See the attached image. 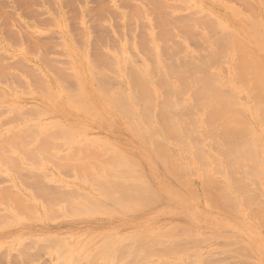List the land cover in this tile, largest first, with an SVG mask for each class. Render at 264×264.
Listing matches in <instances>:
<instances>
[{"label": "rangeland", "instance_id": "1", "mask_svg": "<svg viewBox=\"0 0 264 264\" xmlns=\"http://www.w3.org/2000/svg\"><path fill=\"white\" fill-rule=\"evenodd\" d=\"M200 1L205 10L212 11L218 17L225 19L226 25L234 22L239 24L228 14L227 16L220 5H213L211 0ZM221 1L227 5L231 4L235 10L239 9L241 14L247 15L249 18L258 17L257 15L253 17L252 9L245 7L244 0ZM157 2H160L158 3L160 6L162 3L163 6L166 5L164 13H161L164 8L158 9L160 7ZM245 4L250 7L247 1ZM157 6L158 8H156ZM188 7L189 4L185 0H0V129L11 126V123L9 122L10 125H8L5 120L6 122L14 120L18 123L21 122V119H32L31 122L45 121L47 123L50 121L49 119L54 118L53 116L49 117L47 112H54L56 116H59V113L63 111L59 105H55L56 103L44 99L46 92L41 76L53 84H59L62 81V84L59 85H65L64 87L70 91L76 90V82L72 84L73 81L71 79L69 81L68 78L69 75L71 76L72 63L79 64L80 68H84L85 71V66L81 63L85 64V60L90 59L94 68L106 71L111 63L107 54L119 52L120 45L126 42H128L126 43L128 47L124 48V51L134 59V64L136 62L138 65L143 61L150 64L151 61L152 65L153 58L149 60L152 56L146 52L149 47L146 49L147 46L144 47L145 43L143 42L144 38H148L146 33L150 32H153L158 40L160 39L159 41L155 39L158 43L161 41V44L165 45V48L160 46L161 44L159 45L162 62L168 60L167 64L173 67L174 61L175 64L177 62L179 64L180 61L181 64L174 65V67L183 66L182 64L185 65L187 60L191 64L189 61L191 56L193 59L195 57V61H199L198 66L210 70V72H200L199 74L196 71H200V66L199 69H196L198 66L196 68L194 66L193 72L187 70L192 75L194 73V77H201L200 84L203 82L204 87L207 86L204 80L207 72L211 75L219 73L225 76L229 66L226 55L222 52L214 54L211 51L214 50V47L210 48V45L218 44L215 41H220L224 35L220 34L218 29H216L218 31H215L216 33L212 31L206 33L209 25L204 22L205 20H203L204 23L201 21L202 16L206 15ZM153 8L159 10V17L163 19L160 21L162 24L157 21L159 19H155L158 13ZM249 10L251 11L248 12ZM152 12H155L154 15ZM167 14L170 16H166ZM254 14L256 13L254 12ZM256 17L255 19H257ZM193 18L196 20L191 21ZM205 18L210 20V18ZM186 20H189L187 26L190 25L191 29L185 25L186 22L182 23L184 26L181 24L177 26V22ZM175 21L177 22L175 23ZM192 22L194 23L189 24ZM204 24L207 25V28ZM213 28L211 27V30ZM155 32H158L159 35ZM148 41L149 39H147ZM162 41L166 42L162 43ZM132 43L136 44V49H133ZM138 43H140L139 47ZM245 46L243 47L245 49L241 48L244 50L241 51V55L243 58L246 56L242 61L244 65L251 59V62L262 60L261 55L255 53L253 47L251 50V46H248V48L250 47L249 51ZM80 50H82L81 53ZM247 52H249L248 55ZM146 57L149 59L147 60ZM170 59L172 60L170 61ZM194 60L192 61L195 63ZM187 65L186 63L185 68L190 69L191 65ZM58 69L63 73H56L55 71ZM1 71L4 72L1 73ZM58 73L61 75L60 77H57ZM176 73H173L172 76H178L179 80L177 81V78L171 80L179 83V86L184 81L186 85L181 84L185 87V89H181L182 96L192 100V91L195 93L194 86L192 87L189 82L192 79L189 75L180 79ZM242 76L244 74L238 76L237 79ZM248 77H245L246 81H248ZM235 80L232 83L238 86L235 87L238 91L229 92L231 89L227 88L230 86L223 85L226 90L206 88L205 96L198 97L199 93L195 94L194 96L197 98L193 96V103L197 104L195 103L197 100H199L198 102L204 100L206 108L205 106L202 108L200 104L199 106L194 105L195 108H191L193 110L189 108L192 118H187V114H189L187 110L186 115L185 111H181L182 119L184 121L189 119L186 120L188 124L186 129H191L188 133L184 131L185 137H187L186 134H192L193 129V133H197L196 136L192 135L194 138L190 136L191 139L193 138L192 141L189 136L188 140L184 138V132L177 134L180 142L174 144L175 141L170 140L172 145L179 146L176 147L178 152L182 149L178 164L187 162L185 173H181L183 170L179 171V178L181 175L184 177V180L181 178L180 182L185 181L183 183L187 185L183 184L185 187H179L182 183L179 184L178 179L177 184L175 183L178 188L176 191L180 193L177 192V194L183 198H180V201L172 199L171 203V198L168 197L167 201L163 197L162 200L166 199L167 202H162L161 199L154 200L153 206V203H149L148 198H144L149 196L146 195L147 192L141 191L144 196L138 192L132 193V190L137 191L138 188L136 187L135 190V187L130 186L131 184L130 187L128 186L131 189L130 194L125 187V192L128 194L126 197L122 193L125 188L122 189V187L128 181L129 174L124 172L126 174V179H124V169L122 171L120 168L122 172L119 169L117 173V177L121 178L119 180L117 177V179L115 178L118 168L114 169L116 171H111L117 163L116 161L119 160V156H23L21 154L23 150L20 152L22 156H0V264H264V95H262L264 93L261 91L256 93L254 90L247 92L248 90H244L240 83L243 84L246 81L240 79L241 81L238 80L240 85H238L235 84ZM110 81L113 82L110 84ZM104 82H108L111 89L119 85L116 84L117 81L109 77L95 79L90 87L91 89L103 87L106 85ZM200 84L198 86H202ZM244 85L246 86V84ZM246 87L250 89L248 85ZM227 92L232 96H229L230 94ZM221 96L224 99L220 98ZM233 96L235 97L234 101L237 99L235 102L232 101ZM228 97H232L230 104L234 103L235 105L228 104L230 102ZM253 98L259 102L256 100L254 104L255 99ZM12 101H16L20 105L18 112L13 111L9 106ZM260 106L262 109H259ZM197 107L200 109H196ZM230 112L232 113L230 114ZM175 114L179 115L178 112ZM233 114L236 116H230ZM237 114H240L241 118L238 119ZM77 116L69 118L68 121L72 122L73 119H77L85 128L88 139H98L129 149L135 148L136 141L131 139L118 121H114L113 123L116 124L115 127H112V125L114 126L112 122L108 123V120L101 119V117V120H98L99 116H93L95 118L92 115H89L90 117L81 114ZM205 120H207L206 123ZM15 122H12V125L16 124ZM181 125L178 127L179 131L184 128L183 126H186V124ZM244 132L246 134H243ZM240 135L244 137L243 144L244 147L247 144V149L243 148L241 144L243 139L240 138ZM184 143L185 145H183ZM64 147L62 146L60 150L62 155L65 154L64 151L66 152V147L63 149ZM186 147L189 152L185 150ZM233 150L236 153L231 154ZM237 153L243 157L240 155L238 157ZM245 154L246 157H244ZM200 156L206 160V163ZM234 156L235 158H233ZM18 159L23 161V164ZM239 159L240 161H238ZM199 161L202 165L204 162L206 167L201 166ZM24 164L28 168H24ZM81 166H87L89 170H85ZM170 167L172 171V166ZM101 168L106 170L102 169V171ZM94 172H96L95 175H93ZM99 173L102 175L100 176ZM119 174H123L124 177ZM177 174L175 177L178 178ZM233 176L235 180H233ZM240 177H242V182L239 181ZM101 178H105V182L110 183L111 186L110 184L105 185L104 182L102 184ZM122 179H124V184ZM113 180L121 181L122 186L117 181L115 185ZM243 182L244 185H242ZM207 185L209 186L207 187ZM117 187L119 188L116 189ZM117 191L123 195L118 197L120 193ZM131 194L138 196V200ZM140 196L142 200H140ZM211 197L212 199H210ZM112 198H115L116 202ZM91 199L92 201L96 199L95 203L97 204H94L98 205L95 207L96 212L94 206L91 207ZM150 199L151 197H149ZM144 201L148 202L144 203ZM174 201H178V203L174 204ZM117 203L120 204L117 205ZM167 206L169 208H166ZM120 207L121 209H119ZM125 207L126 210H124ZM91 209L94 210L92 211L94 214ZM107 209L114 212L110 211L112 213L110 215ZM174 209H176L175 212ZM97 212L98 215H95ZM173 227L175 234L173 231L169 233V229ZM167 230L169 231L167 232ZM172 233L174 237L170 236Z\"/></svg>", "mask_w": 264, "mask_h": 264}, {"label": "bare ground", "instance_id": "2", "mask_svg": "<svg viewBox=\"0 0 264 264\" xmlns=\"http://www.w3.org/2000/svg\"><path fill=\"white\" fill-rule=\"evenodd\" d=\"M240 1H243V0H240ZM245 1H247L249 3L250 7L248 6V4H245ZM185 2H188V4H189L188 8L196 10L197 12H200L202 14L204 13L206 15V16H202V18H201L202 22H203V20H205L204 22H207V24L209 25V26H207V25H205L206 23L204 24L205 27L206 26L209 27L208 31H210V32H208L206 29V33H211V31L214 33L216 31V29H218L219 33L224 35L225 38L222 37L223 39H220L221 42L215 41V43L217 42L218 44L212 45V46L210 45V48L214 47V50H211L212 53H214V54L218 53V52H222L223 54L226 55V57L228 59L229 66L227 69V74L225 76H223L222 74H219V73L217 75H216V73H214L212 75H211V73L208 74V72H210V70L208 71V68H204V67H201L199 65L201 67L200 68L198 66L199 61H195L194 60L195 57L193 59V57H191V56L189 59V61H191V64H190V62H188V60L186 61V63L188 65L193 66V68H191V66H190V69L188 67L185 68L186 67L185 62H184L185 65L182 64L184 67L183 66H175L174 67V65L181 64L180 61L178 64L177 60H176L177 64H175V61L173 63L170 62V63H172V65L174 64L173 67L171 65L167 64L168 60H167V62L165 61L166 63L162 62L163 60H161V58H160L161 53L159 54L160 46L164 47L165 45L163 46V44H161V41H160V43H158L155 40L157 38L155 37L153 32H150L149 34L146 33V37H148V38H144L143 42L145 43L144 47L147 46L146 49H148V47H149V50H147V51L145 49L144 50L151 54L152 57H150V59L148 57H146V59L151 60L153 58L152 59L153 60L152 65H151V61H150V64H148L144 61L138 65H136V62L134 64V59H132L131 56H128L124 51V48L128 47L127 46L128 44L126 45V43H128V42H126L125 44L120 45L121 49H118L119 52L115 51L114 53L110 52V54H107L111 60V63H109L110 65L107 68L109 71H111L110 73H112V74H110L108 70L104 71V70L99 69V68H94L93 65L90 63L91 62L90 59L89 60L86 59L85 64L81 63L85 66V71H84V68H82V69L80 68L79 64L72 63L71 68H70L71 76L69 75L71 78L69 76H68V78H69V81H70V79L73 81V82L71 81L72 84L73 83L75 84V82H76L75 87L77 86V89L76 90L74 89L75 91L74 90L70 91L67 87H64L65 85L64 86L59 85V84H62L61 83L62 81L59 82V84H57V83L53 84V83H51V81L47 80L44 76L43 77L41 76V78L44 82V85H45V92H46L44 99L49 100L52 103H56L55 105H59L63 109V111L61 113H59V116H56L54 112H47V115L49 117H51V116L54 117V118H52L53 120L49 119L50 121L47 123L45 121H43V122H41V121L31 122L32 119H21L20 120L21 122H18V123L15 122L14 120L7 121V122L5 120V123H7L8 125H10V123H11V126L7 125L8 127L5 126V128L2 127L3 129H0V151H1L0 156H22V155L23 156L24 155L25 156H42V155L43 156H45V155L46 156H108V157L109 156H114V157L119 156V160L116 161L117 163H115V165L116 164H118V165H116V167L114 165L112 167L111 171H113L115 168L116 169L118 168L117 169L118 171L114 170V171H116L115 173L117 174L119 172V169L122 168V171L124 169L123 173L125 172L126 174H129V176L127 175L129 177L128 181L122 187V189L127 187V190L125 188L123 191L120 188V191L122 190V193H124L125 196L126 195L128 196V194H126L125 190L128 191L130 194L131 189L129 187L133 186V188L135 187L134 188L135 190H136V187L138 188V190H140V189L141 190L140 191L132 190V193L138 192V194L143 195L144 193L147 192L146 195H149V196L144 197V198H146V199L148 198L149 203L150 204L153 203V206L155 203V202H153L154 200L155 201L159 200V199L162 200L163 197H165L167 199V201L169 198H171V200L172 199L173 200L179 199V201H180L181 200L180 198H182V197H180L179 196L180 193L178 191H176V189H178V188L176 187L175 183L177 184V179H178L179 180L178 183L179 184L182 183V184H180L179 187H181V186H183V184H185V183H183L185 181L180 182V179L183 178V180H184V177H182L183 175L180 174L181 178H179V171L181 172L183 170L181 173H185V170H186L185 167L187 165L186 164L187 162L186 163L180 162V164H178L180 161L179 155H181L182 149H181V151L178 152V148H176V147H179V146H177V144H176V146L172 145L170 140H172L173 142L175 141L174 144L176 142H180L179 138L177 137L178 136L177 134L180 132L182 133L184 131H186V133H188V131H191V129L189 130V128H188V130L186 129V127H188L186 120L188 121L190 118H192L190 112L193 109H191V108H193V107L195 108V106H199V104L202 108H203V106L206 105L204 100L200 101L201 103L203 102V104L201 105V103L198 102L199 100L196 99L197 96L198 97L202 96V95L205 96L204 94H205L206 88L212 89V90H222V89L224 90L225 87H223V85L224 86L229 85L230 87L227 89H231V91H229V90L228 91L229 92H232V91L235 92V90H237L236 88L238 86L233 85L234 83H232V81L236 79L235 84L237 83L238 85H240L238 80H240V79L245 80L246 79L245 77H248V75H249V77L247 78L248 81L245 80L246 82L244 81L245 83H243V84H242V82H240L241 86L244 87V90H246V91L248 90L247 92H251L252 90H254V91H256V93H258L259 91L264 93V90H263L264 89V59H263L264 58V0H244V2H243L245 7L252 9L251 13L253 14V17L255 15L258 16V17L255 16L257 19H255V17H254V19L249 18V16H247V15L245 16V15L241 14L240 13L241 11L239 12V9H237V8L236 9L238 11L235 10V8L231 4H230L231 5L230 6V5H227L226 3L222 2L221 0H211L213 5L214 4L220 5L223 8L226 15L228 14L230 17H232L234 19V21L236 20L239 23L238 25H237V23L235 24V22L233 20L232 21L234 23H231V24H235V25H231V24L226 25L227 23H226L225 19L218 17L212 11L205 10L204 5L200 0H185ZM158 3H160V2H157V4ZM251 4H252V6H251ZM156 5H154V6H156ZM158 5L160 8H158V6L156 8H158L159 10L161 9V7L164 8L163 11H161V13L162 12L164 13V10L166 9V5H164L165 7L163 6V3L161 4V6H160V4H158ZM154 6H152V7H154ZM169 6H171V5H169ZM169 6H167V8H169ZM170 8H172V7H170ZM158 9H156V10L154 9L156 11V13H158V14H156L157 18H155V19H159L157 21L160 22L163 19H160V17H159L160 12ZM173 9H174V7H173ZM250 11L251 10H249L248 12H250ZM254 12L256 14H254ZM154 13H153V15H154ZM166 16H170V15L167 14ZM192 16H195V15H192ZM205 17L210 18L211 21L209 19L206 20ZM174 20H176V19H174ZM193 20H196V18L195 19L193 18L191 21H193ZM177 21H175V23ZM187 21L189 22V20H186L183 22L179 21V23L177 22L176 24H177V26H180V24L183 25L186 22L185 25L187 26ZM208 21H210V22H208ZM193 23L194 22L189 23V24H193ZM203 23H201V24L203 25ZM212 23H214V24L212 25ZM210 25H212V26H210ZM188 26L187 27L190 28V25H188ZM213 26H214V28H213ZM215 26H216V28H215ZM192 27H194V26H192ZM211 27L215 30H213V29L211 30ZM183 28H182V31H183ZM180 29H179V32H181ZM184 31H185V29H184ZM188 31H189V29H188ZM187 32H186V34H187ZM216 32H218V31H216ZM155 34L159 35L158 32L157 33L155 32ZM184 34H185V32H184ZM205 35L207 36V34H205ZM201 37H203V36H201ZM147 39H149L148 42H147ZM144 40H146V41H144ZM216 40H218V39H216ZM165 42L162 41V43H165ZM139 44L140 43H138V47H139ZM245 45L251 46V50L253 47L254 52L259 53L261 55L263 61L261 59H259L260 61L254 60L253 62H251L252 59L250 61L247 58L250 62L247 60L248 61L247 64L244 65L242 61L244 60V58H246V56L243 58V56L241 55L242 54L241 51H244L243 49H245V48H243V47ZM140 46L142 47L143 45H140ZM248 46L247 47L245 46L247 50L250 49V47L248 48ZM132 47H133V49H136V44L132 43ZM241 48H243V49H241ZM81 51L82 50H80L79 52L81 53ZM244 53H246V52H244ZM244 53H243V55H244ZM248 53L249 52H247V55H248ZM82 55L84 56V53ZM145 56H146V54H145ZM147 56H150V55H147ZM196 59L199 60L198 58H196ZM83 60H84V58H83ZM106 60H107V58H106ZM132 60H133V62H132ZM171 60L172 59H170V61ZM192 60H194L196 64ZM200 60H202V59H200ZM211 60H212V58H211ZM183 61H185V59H183ZM192 62H193V64H192ZM245 62H246V59H245ZM106 63H108V62H106ZM83 65H81V66H83ZM107 66H108V64H107ZM194 66H195V68H196V66H198L196 69L200 68V71L198 70L199 72L196 71L198 74L200 72L206 73V71H208L207 75H205V77H204V80L207 83L206 87H204L205 84L203 86V84H202L203 82L200 84V81L202 79L201 77H199V76L194 77L193 76L194 73L192 75L190 71H189L190 74L187 71V70H191L193 72L192 69H194ZM174 68H176V69H174ZM204 69H206V70L203 71ZM112 70H113V72H112ZM224 70H225V68H224ZM3 72L1 71V73H3ZM55 72L56 73L57 72L63 73V71H61L59 69H58V71H55ZM173 73H176V75H179L180 79H182L183 77L186 78L188 75L190 76V78L192 80L189 82L192 85V87L194 86L193 88H195V93H194V91H192L193 92L192 100H193V96L195 94L197 95L198 93L199 94L201 93L200 95L198 94L197 96H194V97H196L194 99L197 100L195 103H197L198 105L194 104L191 99H187V98L182 96V90L181 89H185L184 86L186 85V83L184 81H182V83H180V86H179L178 85L179 83L177 84L176 81H174V80L172 81L171 79L178 77L175 75H174L175 77H173L172 76ZM241 74H244V76H242V78L237 79L238 76H240ZM245 74H246V76H245ZM57 75H58L57 77L61 76V75H59V73ZM64 76H65V74H64ZM57 77L55 76V78H57ZM109 77H110V79H113V80L118 82L116 84H119V85L114 86L116 88L111 89L110 88L111 86L110 87L108 86L109 83L104 82V84L106 83L105 86L103 85V87H100V88H94L93 87L91 89V87H90L91 83H94L95 79H103V78H109ZM66 79H67V77H66ZM225 79H227V80L225 81ZM176 80L178 81L179 78H177ZM64 82H63V84H64ZM111 82H113V81H110V84H111ZM189 82H187V85H189ZM183 83H185V84H183ZM181 84L184 86H182ZM198 84H200L202 86H198ZM244 84H246V86L248 85V87L250 89H247V87ZM181 87H184V88H181ZM187 90H184V91H187ZM192 90H194V89H192ZM196 91H198V92H196ZM229 92H227V93H229ZM229 94H228L229 96H232L231 93H229ZM247 95H249V94H247ZM262 95H264V94H262ZM235 97H236V95H235ZM235 97L234 96H233V98L228 97V100L230 99L229 100L230 102L228 104L231 103V98L233 99L232 101H234ZM220 98H222V96ZM222 99H224V97ZM253 99H255V98H253ZM46 100H45V102H46ZM256 100L257 99H255L253 101V103ZM206 102H209V100H206ZM251 102H252V100H251ZM256 102H259V100H257ZM232 104H234V103H232ZM232 104H230V105H232ZM237 104H240V103H237ZM9 106L11 107V109L13 111L18 112L20 109V105H18V103L16 101H12L11 105H9ZM189 108L191 110H188ZM198 108L199 107H197L196 109H198ZM205 108H206V106H205ZM236 108H238V107H236ZM229 109H231V108H229ZM259 109H262V107L260 106ZM186 110L189 112V114H187V118L189 117V119H186L184 121L182 119V116H181V111H185L184 113L186 115V112H187ZM177 112L179 113V115L175 114ZM184 113H183V115H184ZM231 113L232 112H230V114ZM80 114L84 115V116L85 115H88V116L92 115V117L93 116H95V117L99 116V118H97L98 120L101 117V119L102 118L106 119L109 121L108 123L112 122V124H114L113 123L114 121H118L119 123L122 124L123 129L130 135L131 139H134L136 141L135 148L129 149V148H126L125 146H122V145L117 146V145L110 143V142L99 141L98 139L97 140L96 139H88V137L86 136L85 128L82 126L81 123H79L77 121V119H73L72 122L68 121L69 118L78 117L77 115H80ZM240 114H237L238 119L241 118V116L239 117ZM234 115L236 116V114H233L230 116L233 117ZM88 116H86V117H88ZM262 116H260V117H262ZM95 117H93V118H95ZM234 118H236V117H234ZM231 120H232V118H231ZM206 121L207 120H205V123H206ZM210 121H211V119H210ZM12 122L13 123L15 122L16 124L12 125ZM183 122H185L183 125L186 124V126H183L180 124ZM263 122H264V120H263ZM115 124H114V126L112 125V127H115ZM261 124H262V122H261ZM180 125L184 127L181 129V131H179V129H178V127ZM230 125H232V124H230ZM193 132H194V129L192 130V134H186V136L187 137L188 136L193 137L192 135H195L197 133V132H195V134H194ZM243 134H246V132H244ZM183 136H184V138L187 139V137H185V132L183 133ZM241 136L242 135H240V138L243 139L244 137L243 136L241 137ZM189 137H188V139H189ZM191 137H190V140L192 141V139L194 137L192 139H191ZM254 137H255V135H254ZM177 138H178V140H177ZM236 139H237V136H236ZM185 140H183V141H185ZM241 141H242V143L241 142L240 143L243 145V148L247 149L246 142H245L246 148L244 147V144H243L244 139ZM236 142L237 141L235 140L234 143L236 144ZM240 143H239V145H240ZM190 144L193 145L194 143H190ZM235 144H234V147H235ZM64 145L66 147V152L64 151L63 153H65V154L62 155V154H60V152H61L60 150L62 149V146L64 147ZM183 145H185V143ZM187 145H189V144H187ZM65 147L63 149H65ZM22 150H23V153H21L22 154L21 155L20 152H22ZM185 150H187L189 152L188 147H186ZM255 150L257 151L256 148H255ZM233 153H236V151L233 150V152L231 154H233ZM236 155H238V153ZM239 155H238V157H239ZM122 156H123V158H122ZM195 156H198V155L195 154ZM240 156L243 157L242 155H240ZM249 156H251V155H249ZM186 157H187V155H186ZM244 157H246V154ZM233 158H235V156ZM233 158L231 159L232 162L234 160ZM201 159H202V157H201ZM201 159H200V161H201ZM112 160H113V158H112ZM184 160H185V157H184ZM255 160H257V159H255ZM18 161L20 162L21 160L18 159ZM181 161H183V160H181ZM203 161H205V163H206V160H203ZM238 161H240V159ZM262 161H261V164H263ZM20 163L23 164V161H21ZM79 163L82 164L80 161H79ZM205 163L203 162L204 166H205ZM80 164H79V166H80ZM239 164H237V165H239ZM203 165L201 163V166H203ZM241 165H244V164H241ZM170 166H172V171L175 170L174 172L171 171ZM22 167H23V165H22ZM25 167H27V166H25V164H24V168ZM82 168L85 170H89V168L87 169V166L82 167ZM102 169L104 170L105 168H101V170ZM243 169H244V167H243ZM90 170L92 171V169H90ZM120 171H121V169H120ZM228 171H229V169H228ZM242 171L244 172V170H242ZM80 172H81V170H80ZM83 172H84V170H83ZM231 172H232V170H231ZM204 173L206 174V172H204ZM95 174H96V172L93 173V175H95ZM116 174H115V178L118 176V174L117 175ZM126 174H125V177L122 176L123 174H121V175L119 174V176H122V177H124V179H126ZM176 174L178 175V178L175 177ZM101 175L102 174H100V176ZM230 175H232V174H230ZM204 176H206V175H204ZM117 178L119 180L121 179L120 177H117ZM204 178H206V177H204ZM208 178H209V176H208ZM233 178H234L233 180H235L234 176H233ZM240 178H241L240 180L237 178L236 179L241 181L242 177H240ZM244 178H246V177H244ZM99 179H100V177H99ZM124 179H122V182ZM187 179H186V182L188 181ZM102 180L103 181H100V182H102V184L104 182L106 185L107 183L105 182V178ZM119 180H116V181H117V183H119V185L122 186V182L120 181L121 182V184H120ZM231 180H232V178H231ZM97 181H99V180L97 179ZM113 181H115V180H113ZM116 181H115V185L117 184ZM237 182H235V183H237ZM124 183L125 182H123V184ZM225 183H226V181H225ZM238 183H237V186L239 187ZM109 184L110 183H108L107 185H109ZM189 184H191V181L188 183V185ZM226 184L228 185V183H226ZM244 184L245 183L243 182L242 185H244ZM185 185H187V184H185ZM185 185L183 187H185ZM110 186H111V184H110ZM114 186H112V188H114ZM191 186H193V185H191ZM208 186L209 185H207V187ZM236 187H234V188H236ZM241 187H245V186H241ZM118 188L119 187H117L116 189H118ZM187 188L189 189L188 186H187ZM142 190H144V193L142 192L143 194H141ZM120 191H117V193H120L118 195V197H120V195H123ZM207 191H209V190L207 189ZM177 192L179 194H177ZM117 193H116V196H117ZM131 195H133V194H131ZM244 196L245 195H243V197ZM133 197H136V195H133ZM149 197H151L150 200H149ZM112 199H115V198H112ZM128 199H130V198H128ZM136 199L138 200V196L136 197ZM146 199H144V200H146ZM166 199H165V201H166ZM210 199H212V197ZM244 199H245V197H244ZM140 200H142V197ZM161 200H160V203H161ZM173 200L171 201V203L173 202ZM148 201H146V202H148ZM165 201L162 200V202H165ZM91 202H92L91 207L93 205L94 210H95L96 209L95 207L98 206V205H96V206L94 205V204H97V203H95L96 199L94 201H92V199H91ZM115 202H116V199H115ZM115 202H113V203H115ZM139 202H141V201H139ZM146 202L144 201V203H146ZM176 203H178V201H176V202L174 201V204H176ZM118 204H120V203H117V205ZM139 204H141V203H139ZM141 205H143V204H141ZM122 206L124 207V205H122ZM126 206H127V204H126ZM145 206H146V204H145ZM168 206L166 208H169ZM150 207H151V205H150ZM163 207H162V210H163ZM109 208H111V207H109ZM137 208H139V207H137ZM119 209H121V207ZM94 210L91 209V212ZM107 210L109 211V209H107ZM124 210H126V207ZM175 210L176 209H174V212H175ZM110 211L114 212L112 210H110ZM110 211H109V214L111 215L112 213ZM144 211H145V209H144ZM171 211H172V209H171ZM91 212H89V213H91ZM95 212H96V210H95ZM92 213L94 214V212H92ZM129 213H131V212H129ZM95 215H98V212L95 213ZM156 226H158V225H156ZM169 230H167V232L169 231V233H170L173 231V233L175 234L174 227L172 229L170 228ZM165 232H166V227H165ZM173 233H172V235L170 234V236L174 237Z\"/></svg>", "mask_w": 264, "mask_h": 264}]
</instances>
